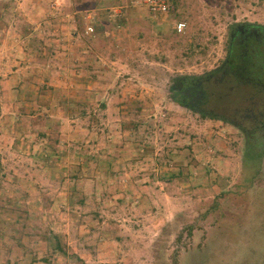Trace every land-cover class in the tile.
Segmentation results:
<instances>
[{
  "label": "rangeland",
  "instance_id": "obj_1",
  "mask_svg": "<svg viewBox=\"0 0 264 264\" xmlns=\"http://www.w3.org/2000/svg\"><path fill=\"white\" fill-rule=\"evenodd\" d=\"M132 1L0 0V264H264L261 161L171 96L264 0Z\"/></svg>",
  "mask_w": 264,
  "mask_h": 264
},
{
  "label": "flooded vegetation",
  "instance_id": "obj_2",
  "mask_svg": "<svg viewBox=\"0 0 264 264\" xmlns=\"http://www.w3.org/2000/svg\"><path fill=\"white\" fill-rule=\"evenodd\" d=\"M171 96L200 118L233 127L246 141L251 161L258 158L264 167V25H232L221 64L179 77Z\"/></svg>",
  "mask_w": 264,
  "mask_h": 264
},
{
  "label": "crops",
  "instance_id": "obj_3",
  "mask_svg": "<svg viewBox=\"0 0 264 264\" xmlns=\"http://www.w3.org/2000/svg\"><path fill=\"white\" fill-rule=\"evenodd\" d=\"M75 102H77V101H75ZM77 103H80V102H77ZM76 118L81 119V116H78ZM73 138H72V150H73V154L74 155H77V156H82V154H80V149H81V147H80L81 146L80 145V141H75L76 138L75 139H73ZM64 139H65V136L64 135H60V143ZM91 140H90V145H91ZM88 144H89V142H88ZM114 145H115V142L112 143V144H110L109 145V148L110 147H114ZM114 150L116 151V153H108V152L105 153V154L108 153L111 156V157H108L109 162H107V164H106L108 166L106 172L107 173L110 172L112 176H110V177L108 176L107 177V183H115V181L117 180L118 176L121 175V173L123 171H127V167L128 166H130V167L133 166V162L129 163L128 161H126L127 159L124 158L125 157V154H124L123 150H121V149H119V150L114 149ZM111 154H114V156H112ZM119 157H123L124 158V162L121 161V160H119ZM125 162H127V163H125ZM96 163H91V164L93 166L95 165L97 168L92 167V169H90V170H92L93 172H97V173L98 172H101V170L104 171V169H102V163H101V161L98 160V162H96ZM80 164H81V162H80Z\"/></svg>",
  "mask_w": 264,
  "mask_h": 264
},
{
  "label": "built area",
  "instance_id": "obj_4",
  "mask_svg": "<svg viewBox=\"0 0 264 264\" xmlns=\"http://www.w3.org/2000/svg\"><path fill=\"white\" fill-rule=\"evenodd\" d=\"M132 4L134 6H144L148 9L149 13L156 17H168L172 12L171 4L167 0H133ZM113 17H120L121 11H113ZM187 25L185 22H178L175 26V30L177 33L182 34L186 31ZM95 33V29L93 26H89L87 28V35H91Z\"/></svg>",
  "mask_w": 264,
  "mask_h": 264
},
{
  "label": "trees",
  "instance_id": "obj_5",
  "mask_svg": "<svg viewBox=\"0 0 264 264\" xmlns=\"http://www.w3.org/2000/svg\"><path fill=\"white\" fill-rule=\"evenodd\" d=\"M171 2H172L171 4H173V9H172V13H173V10H174V12H176V10L178 8V5H177V1L176 0H171Z\"/></svg>",
  "mask_w": 264,
  "mask_h": 264
}]
</instances>
